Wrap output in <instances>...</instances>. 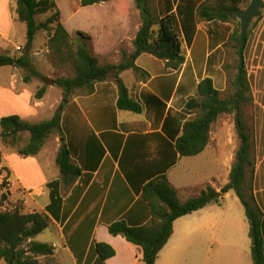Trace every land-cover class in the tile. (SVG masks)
<instances>
[{
	"label": "crops",
	"instance_id": "0c3cea01",
	"mask_svg": "<svg viewBox=\"0 0 264 264\" xmlns=\"http://www.w3.org/2000/svg\"><path fill=\"white\" fill-rule=\"evenodd\" d=\"M206 1L151 0L155 15L174 14L177 18L185 56L179 70H168L164 60L143 53L136 63L149 73L148 77L140 78L133 69H128L120 78L112 76L98 82L91 94L77 90L63 107L61 133L52 134L38 154L22 157L17 150L3 152L0 168L11 172V196L20 189L26 190V202L32 207L26 212H45L51 218L50 226L41 233L47 238L41 242L55 247V264H144L142 248L122 235L110 233L109 225L120 220L130 225L152 222L148 201L142 197L147 182L166 174L182 202L198 197L208 186L222 193V187L229 182L240 140L235 121L226 129L223 115L233 114L223 113L212 124L209 143L201 153L181 156L175 148L184 121L199 113L196 107L186 117L181 115L188 100L197 98V86L203 78H212L223 97L231 94L229 74L237 54L230 37L240 20H198L197 9ZM250 1L242 2L241 9ZM6 6L5 0L0 5V37L4 38L20 22L17 14ZM112 11L110 19L94 24L92 31H85L92 37V52L101 65L119 63L123 51L133 52V42L142 24L140 11L137 15L130 11L126 17L119 15L116 7ZM4 42L0 46L7 48L8 43ZM244 69L252 97L245 112L253 141V189L264 212V8L248 32ZM121 79L143 106L141 113L118 108ZM9 99L21 104L12 114L30 122L44 120H35L42 109L41 103L34 104L31 96L24 99V92H13ZM64 143L81 174L74 182L61 185V201L50 209L48 184L60 179L56 158ZM213 160L218 162L215 168L211 165ZM186 161L191 178L185 180L183 175L178 180L172 178V173ZM202 161L204 174L197 175ZM247 174L250 177L249 168ZM218 198L220 202H211L175 220L172 236L155 264H197L199 255L205 257L202 264H253L250 225L240 198L233 190ZM203 233L213 239L209 251H185L201 240ZM235 234H238L236 245L222 243V236ZM98 242L112 246L115 254L102 260L95 249Z\"/></svg>",
	"mask_w": 264,
	"mask_h": 264
},
{
	"label": "trees",
	"instance_id": "16d2710c",
	"mask_svg": "<svg viewBox=\"0 0 264 264\" xmlns=\"http://www.w3.org/2000/svg\"><path fill=\"white\" fill-rule=\"evenodd\" d=\"M16 3L17 19L26 25L27 46L30 48L39 31L45 30L49 34V45L57 53L61 61H70L75 69V76L55 79V84L63 91V102L53 116L39 122H30L18 114L2 116L0 118V139L3 144L17 146V152L22 157L38 154L47 139L55 133H61V119L64 105L72 98L77 90H84L87 94L94 92L98 82L110 77L120 78V74L133 69L138 76L148 77L149 73L137 65V58L143 53H150L164 60L166 69L179 70L185 63L182 51L180 30L174 14L157 16L152 9L151 0H81V6L113 1L119 15L126 17L133 7L140 11L142 24L133 42L131 53L122 52L119 63L101 65L98 58L89 48L90 36L79 33L74 39L61 22V11L56 0H13ZM248 0H208L202 3L196 12L198 20L239 19L235 12L242 8L241 3ZM264 5L258 11L261 15ZM49 14L45 20H39L41 15ZM241 23L231 35L235 42L238 65V49L240 47L239 34ZM190 41V39H189ZM76 46V48L74 47ZM0 66L29 69L35 75L39 73L32 67L29 57L25 54L0 52ZM237 73V69H236ZM236 75V74H235ZM29 81L28 76L24 77ZM235 79V78H234ZM223 97L215 87L212 78H203L197 86V98H191L186 104L182 117H186L191 109L199 108V113L193 119H187L182 125V133L176 139L175 148L181 156H193L201 153L209 143L212 124L223 113L233 114L236 132L240 146L232 165L229 182L222 187V193L233 190L240 198L248 219L251 239V253L253 264H264V212L259 207L253 189L254 161L253 141L246 119V106L252 101L249 86L243 68L242 87ZM117 106L121 110L141 113L143 106L138 102L129 89L121 81L118 84ZM46 93V86L35 93L36 99H42ZM170 118H168L169 120ZM22 134L27 137L22 141ZM26 134V135H25ZM3 152L0 149V167ZM56 162L60 168V179L48 184L51 189L53 208L60 203V187L62 184L74 182L81 174L80 168L71 158L67 144H62ZM248 168L251 171L248 177ZM2 168H0V174ZM215 189L208 186L198 197L182 202L175 187L169 182L166 174H161L143 186L142 197L148 201L152 222L144 225H130L120 220L109 225L113 235H122L128 241L142 248L144 264H155L156 259L167 244L173 233L176 219L197 211L211 202H220L211 197ZM10 194V191L8 192ZM7 199V193L0 200V260L6 264H55V247L48 242H41L34 238L50 226L51 218L45 212H23L21 209L2 210V202ZM96 252L102 260L115 254V249L106 243H96Z\"/></svg>",
	"mask_w": 264,
	"mask_h": 264
},
{
	"label": "rangeland",
	"instance_id": "374dc122",
	"mask_svg": "<svg viewBox=\"0 0 264 264\" xmlns=\"http://www.w3.org/2000/svg\"><path fill=\"white\" fill-rule=\"evenodd\" d=\"M5 0H0V5L4 4ZM60 11L61 17L60 20L69 31L71 37L74 39L79 36V33L86 34L90 36L85 31H92L94 28L92 26L94 24H98L101 20H108L110 17L114 15L112 11L115 9L116 5L113 1H107L102 3H96L89 6H81V0H56ZM6 7L9 11H12L16 14V3L13 0H6ZM106 11V12H105ZM109 11V12H108ZM133 14L137 15L139 10L135 7L131 9ZM49 17V14L41 15L39 20H45ZM141 19V16H140ZM26 25L23 22H18L14 24L12 28L9 30V35L7 38L0 37V42H7V48L0 46V52H7L10 54L17 53L19 55L25 54L29 57L32 67L39 73V75H35L32 70L26 68H15L13 66H0V118L2 116L11 115L16 108L21 104L17 103L13 99H9L11 93H19L24 92V99H28L31 96V100L34 104L41 103L40 114L35 120H42L51 117L54 106L56 110L61 106L63 102V91L60 87L55 85L45 84L42 80L43 76L51 77L53 79L57 78H66L75 76V69L70 61H61L57 57V53L49 45L48 39L49 34L45 30H41L37 33L35 40L30 48H28L27 43V35H26ZM90 44L89 48L92 52L93 40L90 36ZM4 42V43H5ZM18 47H20L18 49ZM76 48V46H74ZM237 56V55H236ZM101 64V63H100ZM105 65V64H104ZM237 67V57L235 59V63L229 74V91L233 93L235 90L232 85V80L235 78ZM28 76L30 78L29 81H25L24 77ZM46 86L47 95H44V99L41 101L40 99L35 98L36 91ZM46 94V93H45ZM6 95V96H5ZM40 100V101H38ZM40 105V104H39ZM25 107V106H23ZM56 112V111H55ZM15 114V113H13ZM223 118L225 119L226 129L228 124H232L234 122L233 116L224 114ZM26 135V134H25ZM22 141L19 145L27 139L24 134L21 136ZM17 146H11L3 144L0 139V149L4 153H11L12 151L17 150ZM215 164H218L215 160L211 162L212 168H215ZM199 168L201 170L198 171L197 175L204 174V162H200ZM0 174V200L2 199V195L7 193V199L2 202L1 209L2 210H15L21 209L23 212H26L28 209H31V204L26 202L27 199V191L24 189H20L15 192L13 196L11 193V172L6 168ZM172 178L181 179V175L185 180H189L191 175L188 171L187 161L181 164L175 172ZM173 180V179H172ZM175 182V181H174ZM10 191V194L8 192ZM236 201L241 209H244L241 202L238 198ZM244 211V210H243ZM238 234L222 236L221 240L223 244L227 246L236 245L238 243ZM249 237V236H248ZM47 238L45 234H40L37 236V240L43 241ZM200 239L194 246L186 247L185 251H209V247L212 244L210 240V234L205 235L201 234ZM250 239V238H249ZM247 240V249L249 251V242ZM251 245V241H250ZM204 255L198 256L197 264H202L204 261ZM0 264H6L4 260H0Z\"/></svg>",
	"mask_w": 264,
	"mask_h": 264
},
{
	"label": "water",
	"instance_id": "95a60500",
	"mask_svg": "<svg viewBox=\"0 0 264 264\" xmlns=\"http://www.w3.org/2000/svg\"><path fill=\"white\" fill-rule=\"evenodd\" d=\"M264 5V0H251L249 4L238 11L235 12L241 23V31L239 34L240 47L238 49V65L237 73L235 75L234 83L236 85V91H239L242 87V75L244 68V49L247 44V36L249 29L253 23V20L256 18L258 11ZM42 80L45 84L55 85V79L47 76H43ZM222 195L221 192H216L211 199L214 200Z\"/></svg>",
	"mask_w": 264,
	"mask_h": 264
},
{
	"label": "built area",
	"instance_id": "2783aa9c",
	"mask_svg": "<svg viewBox=\"0 0 264 264\" xmlns=\"http://www.w3.org/2000/svg\"><path fill=\"white\" fill-rule=\"evenodd\" d=\"M20 47H18V49H19Z\"/></svg>",
	"mask_w": 264,
	"mask_h": 264
}]
</instances>
